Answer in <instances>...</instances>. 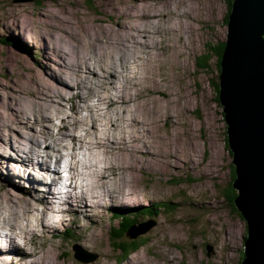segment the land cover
Masks as SVG:
<instances>
[{"label": "rangeland", "instance_id": "374dc122", "mask_svg": "<svg viewBox=\"0 0 264 264\" xmlns=\"http://www.w3.org/2000/svg\"><path fill=\"white\" fill-rule=\"evenodd\" d=\"M228 9L229 0H0V144L7 146L0 155L30 165L28 172L20 163L14 166L22 174L14 175L15 180L1 174L0 167V242H9L4 235L11 239V247H0V264H241L247 224L226 195L235 180V165L214 85L219 84V68L212 49L225 42ZM108 47L115 53L105 54L109 60L104 61L112 67L80 59L75 66L79 76L61 74L74 67L67 62L77 52L98 53V58ZM204 60L206 65L201 64ZM33 100L54 108L43 116L36 111L23 116L19 106ZM119 111L128 113L130 128L137 127L125 141L112 142L122 143L116 150L118 163L123 166L122 154L128 156L120 174L124 191L115 201L106 195L98 202L78 201L69 209L57 200L60 211L54 213L51 207L50 216L42 200L26 195L24 187L46 182V173L58 172L39 171L33 162L46 158V144L65 154L61 163L66 166L70 136L87 127L97 139L105 124L118 127ZM145 116L151 124L141 128L138 123ZM50 134L62 135L64 148ZM47 135L52 139L45 142ZM37 137L40 146L34 142ZM100 141L96 144L106 154L109 137ZM78 147L81 158L89 161L81 143ZM31 148L38 157L29 160L24 156L33 154ZM83 177L96 175L81 176L73 195L86 189L80 185ZM99 181L118 182L112 173ZM147 206L158 208L157 214L141 213ZM123 214L137 217L127 237L137 232L135 238L146 242L125 259L108 240ZM29 221L32 227L25 224ZM19 224L27 230L21 231ZM12 226H17L16 233H9ZM44 251L53 262L39 258Z\"/></svg>", "mask_w": 264, "mask_h": 264}, {"label": "water", "instance_id": "95a60500", "mask_svg": "<svg viewBox=\"0 0 264 264\" xmlns=\"http://www.w3.org/2000/svg\"><path fill=\"white\" fill-rule=\"evenodd\" d=\"M220 67L234 201L247 224L241 264H264V0H231Z\"/></svg>", "mask_w": 264, "mask_h": 264}, {"label": "bare ground", "instance_id": "6f19581e", "mask_svg": "<svg viewBox=\"0 0 264 264\" xmlns=\"http://www.w3.org/2000/svg\"><path fill=\"white\" fill-rule=\"evenodd\" d=\"M52 46H53V50H55V52H57V53H60L61 52V51H58V50L54 49V45H52ZM108 48L110 50H108L107 48H103V52H101V54H100V56L98 58H96V56H98V53H94V52L81 53L80 52L83 55L82 56H79V54L77 52L76 53L75 60H72L70 62H67V64L70 63L74 67L75 66H78L77 64L80 63L79 60L81 59V61L84 62L85 64L96 65V66H99V67H102L103 65H108V66L112 67L113 65H111V64H109V63H107V62L104 61V60H109V59H105L104 58L105 54H107L110 57V56L114 55V53H115L113 47H108ZM125 50H126V48H125ZM63 53H61V55H63ZM43 55H44L45 58L48 56L45 53ZM122 63H126V62L124 60H122ZM74 67L72 69L62 70V73L61 74L62 75H65V76H68V77L76 78L77 76H79L78 75L79 68H76V67L74 68ZM139 80L140 79L137 78V81L138 82H139ZM105 86L107 87V84H105ZM98 87H99V90H101L103 88V86L101 85V83H98ZM110 88L117 89V87L115 85H112ZM53 91H56V89H54L52 87V92ZM89 92L94 93V90L91 89ZM110 95H111V93H110ZM106 96H107L106 97V100H109L110 99V96H108V95H106ZM99 101L100 100H98V104L100 103ZM126 101H128V99H126ZM120 106H123L124 107V110L126 109L125 103L123 101L121 102V105ZM53 108H54V106H52V104H47V106L44 105V107H42V105L37 104L36 100H33V102H31V105H27L26 104V106L24 108L19 106V110H21V113L23 114V116L29 115V112L30 111H36L37 113H39L40 116H43V113L47 109L53 110ZM119 112H123V113L118 114V118H116V120L118 122V124H117L118 127H116L115 129H111V127H110L111 124L110 123L105 124V126L107 127V129H105V128L102 129V130L105 131V133L97 132L100 135V136H97V139L95 138L96 136L95 137L93 136L94 134L92 135L90 133L92 131L89 132L87 130L88 129L87 127L85 128L86 132L84 130L83 133H81V132L79 134L78 133H74L73 136H70V139L73 141V144L69 146L70 153H69V157L67 156L68 157V164L66 166H65V164H62L61 163V161H62L61 159L66 158L65 154L64 153H61V152L60 153H58V152L55 153L56 152V149L53 148V147L52 148L51 147H48V145H46V144H45V148L48 151H50V152H48L47 150H44V151H46L45 152L46 158L45 159L44 158L43 159L41 158V163H38V161H34L33 162L34 163L33 164L34 167L37 170H39V171L49 170V171H51L53 173H54V171L55 172L56 171L58 172L55 175H49L48 173H46L45 174V180H46V182H41L39 184L29 183V185H28V182L27 181H29V180H25V183L27 182L26 183V187H24V184L23 183L20 185V186H22V187L25 188V190H26L25 194L26 195H30L31 194L34 197L42 200V204H44L43 206L46 209L49 210L50 216H52L51 211H50L51 207L54 208V210H55V211L53 210L54 213L57 212V211H60V209H57V207L55 206V205H57V200H59V202L63 203L64 206H67L68 209H69L71 207V205H74V204L78 203V201L80 203H82V204L87 199H90L93 202H98L101 199H103L106 195L112 197L111 198V201H115L113 199L114 196L117 197V195H120L121 194V191H124L125 184L122 183V181H120L121 180L120 174L122 172V169L121 168L124 167L123 169H125L126 168L125 164L127 162H129L128 161V156H127V153H123L122 154V158L124 159V162L125 163L122 166V164L119 162L120 165H121V166H119V163H118L119 157L116 154V150L120 146H122V143L112 144V142L115 141V140H117V139H119V138H122V140L125 141L126 138H127V137H125L126 135L127 136L134 135V133H131V131L136 126H133L132 128H130V126H128L130 117H129L128 113H125L126 110H125V112L124 111H119ZM104 113H105V120L107 119V122H109V118H107V117H109L108 114L106 112H104ZM99 119L101 120V117H99ZM88 120L89 119H81L80 122H84L85 123ZM123 120H125L126 125L122 122ZM76 123H78V124H76ZM74 124L77 126V125H80L81 123L79 124V121H78V122H74ZM138 124H139V126L141 128H143L145 125L151 124V121H149V119L147 117L145 119L142 117L140 119V121H139ZM62 126L64 127L65 126V123H63L60 127H62ZM136 129H137V127H136ZM103 134H105L104 135L105 137L102 139V141H100L101 136ZM50 135H52L53 138H57V139L59 138L60 141H61V143H62V147L64 146L62 135H60V136H56L54 134H50ZM48 136L49 135H47V136L44 137L45 138V142H47L49 139H52V137H48ZM107 137H109V143H111V144L108 143L106 145V148H107L106 154L111 155L113 157H116V159L108 158L106 156V154L104 153V151L99 146H97V144H96L99 141L101 143H104V139L107 138ZM137 137L138 136H136V138ZM46 138H47V141H46ZM1 142H2V138H1ZM34 142H35V144H38L39 146L41 145L40 138H38V137L34 140ZM80 143H81V147H83L85 149V151L89 154V161L83 160L81 158V156H80V149L78 147V144H80ZM1 146H4V144H0V148H1ZM6 148H7V146L6 147L4 146V148H1L0 149V153L3 154V155H5L3 153V151H2V149H6ZM30 150H31V152L33 154L26 153L27 155L24 156V157L29 158V160L33 159V156L32 155H35V153H34L35 151L32 148ZM113 151L115 152L114 155H112ZM134 156L135 155L132 156V162L136 160V157H134ZM0 157H1V159H0L1 174L4 173L5 176L6 177H9L10 180H15V176L14 175H17L18 173H20V175H22L21 172L19 171V169L17 170V168H14V166L15 167H18V164L21 161L19 162L17 159H15V157L9 158V157L3 156L5 160L2 158L1 155H0ZM35 157H38V156L35 155ZM17 158H20V157H17ZM97 158H99V164H98ZM12 159H14L15 161H13ZM51 162H54L56 164L55 165V168H53V169L51 168V164H50ZM80 163L81 164H85V168L87 169L85 172L81 171L82 168L79 167L80 166L79 165ZM20 164H22V163H20ZM86 164H88L87 167H86ZM22 165L24 166L25 171L28 172L27 167H28L29 164L27 165V163H26V164H22ZM62 165L64 166V168L62 167ZM76 166H77V168L75 170V176H72L74 174H71L70 171L72 169H74ZM115 167H117V168H115ZM13 168H14V171H16V174H12L13 173L12 172ZM97 169H99V170H97ZM63 171L65 172V174H63ZM111 173L116 176L118 182L109 184L108 182L99 181L100 179H102L104 177H109V175ZM66 174H67L68 178H66ZM84 174L85 175H92V174H94V175H96V178H93V179L89 180L88 178H86V177L84 178L83 177L82 180L80 181V185L86 186V189L82 190L81 193L75 192L74 195H73L72 194V191L78 187V180ZM27 176L28 175H24V179ZM48 177H50V178H48ZM63 177H65V179ZM66 181L68 183H66ZM60 182L66 187L65 192H63V190L60 189V185H59ZM58 193H59V195H58L59 198L57 196ZM7 198L9 200H12V197H10V196H8ZM119 198L120 199H117V201H120V204L123 205L124 202H123V199H121V198H123V196H119ZM48 202L50 204H48ZM0 204H2V201H0ZM9 208L15 209L14 206H10ZM25 224L26 225L29 224V227H32L31 221L26 222ZM17 226L16 227H13L12 226L13 228H9V230H10L9 233H16ZM18 228H20L21 231L27 230L26 226H21V224H19V227ZM68 232H69V230H68ZM0 236H1V233H0ZM4 237L9 242L6 243V244H5V242H2V243L0 242V247L7 249V248L11 247V241H10L11 239L9 237H6L5 235L2 236V238H4ZM24 241L27 242V240H24ZM40 257H44L47 260L52 261L51 256H50V254L47 251H44L43 253H41L40 256H39V258Z\"/></svg>", "mask_w": 264, "mask_h": 264}, {"label": "trees", "instance_id": "16d2710c", "mask_svg": "<svg viewBox=\"0 0 264 264\" xmlns=\"http://www.w3.org/2000/svg\"><path fill=\"white\" fill-rule=\"evenodd\" d=\"M36 2H39V1H36ZM230 10H231V0H229V9H228L227 14L225 16V23L226 22L228 23V16H229ZM224 47H225L224 41L221 44H219L218 46L212 47V49H214L216 54H217V60H218L217 65H218L219 71L221 70L220 69L221 68L220 67V59H221ZM201 64L206 65V60H204V62H202ZM214 85L216 87L217 92L219 93L218 81H216V83ZM217 98H218V102H220L218 96H217ZM226 133H227V131H226ZM225 140H226V144L229 148L228 135L225 137ZM230 153L232 154L231 149H230ZM235 177H236V169L233 167L231 180H233ZM226 195L229 198V200L232 202V204H235L234 200H235V197L237 196V191L233 187V183H229V186H227ZM161 206H164V208H166V209L172 208L171 203H163ZM157 209L154 206H147V207L143 208L140 212L147 214V215H149V214L154 215V214H157ZM136 221H137V218L131 217L130 215H122V224L119 225L117 228H114V229L111 228V230L109 231L108 240L112 244L113 247L118 248L121 251V253L123 255L122 259L127 258L129 255L134 253L136 250H138V248H140L141 246H143L146 243L144 241V239L141 240L140 238L137 239L135 237H133V238L127 237L130 228L132 227V225H134V223H136Z\"/></svg>", "mask_w": 264, "mask_h": 264}]
</instances>
